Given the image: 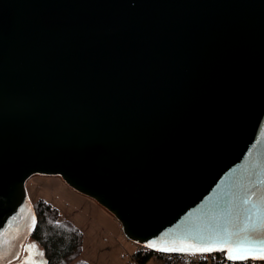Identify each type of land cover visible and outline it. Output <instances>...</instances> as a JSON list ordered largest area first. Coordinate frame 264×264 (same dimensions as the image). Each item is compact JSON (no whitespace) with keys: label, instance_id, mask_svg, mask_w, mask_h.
<instances>
[{"label":"water","instance_id":"1","mask_svg":"<svg viewBox=\"0 0 264 264\" xmlns=\"http://www.w3.org/2000/svg\"><path fill=\"white\" fill-rule=\"evenodd\" d=\"M34 175L148 249L264 220V0H0V264Z\"/></svg>","mask_w":264,"mask_h":264},{"label":"rangeland","instance_id":"2","mask_svg":"<svg viewBox=\"0 0 264 264\" xmlns=\"http://www.w3.org/2000/svg\"><path fill=\"white\" fill-rule=\"evenodd\" d=\"M25 190L34 204L43 200L60 213V219L71 222L83 237L82 251L77 260L87 264H132L122 256L136 251L137 245L127 240L117 221L92 199L76 192L55 176H31L25 183ZM31 244L24 240L20 261ZM151 259L147 264H159Z\"/></svg>","mask_w":264,"mask_h":264},{"label":"snow or ice","instance_id":"3","mask_svg":"<svg viewBox=\"0 0 264 264\" xmlns=\"http://www.w3.org/2000/svg\"><path fill=\"white\" fill-rule=\"evenodd\" d=\"M251 202V197L244 201L246 205ZM32 219V227L35 228V216ZM29 247L35 248L36 245L32 244ZM147 247L158 252H175L190 256L223 252L232 264L249 260L264 261V220L260 219L258 210H256L238 230L226 228L223 231L187 233L163 240L159 244L153 242ZM38 255L43 256V253Z\"/></svg>","mask_w":264,"mask_h":264},{"label":"trees","instance_id":"4","mask_svg":"<svg viewBox=\"0 0 264 264\" xmlns=\"http://www.w3.org/2000/svg\"><path fill=\"white\" fill-rule=\"evenodd\" d=\"M32 205L36 226L29 240L43 253L38 264H87L77 260L83 244L80 230L71 222L61 220L60 213L51 204L38 200ZM141 264H147V261Z\"/></svg>","mask_w":264,"mask_h":264},{"label":"built area","instance_id":"5","mask_svg":"<svg viewBox=\"0 0 264 264\" xmlns=\"http://www.w3.org/2000/svg\"><path fill=\"white\" fill-rule=\"evenodd\" d=\"M122 256L132 264H141L142 261H148L156 259L159 264H232L228 261L223 252L190 256L182 253H164L154 251L152 249L145 248L137 245L134 253H128L124 251ZM236 264H263L260 262L246 261L236 262Z\"/></svg>","mask_w":264,"mask_h":264},{"label":"flooded vegetation","instance_id":"6","mask_svg":"<svg viewBox=\"0 0 264 264\" xmlns=\"http://www.w3.org/2000/svg\"><path fill=\"white\" fill-rule=\"evenodd\" d=\"M28 250H29V252H33L32 249H31V247L28 248ZM28 260H29V259H28ZM28 260H27V261H28ZM30 261H31V260H30ZM32 261H33V259H32Z\"/></svg>","mask_w":264,"mask_h":264}]
</instances>
